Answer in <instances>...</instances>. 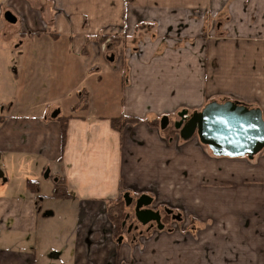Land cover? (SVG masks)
Instances as JSON below:
<instances>
[{
  "label": "crops",
  "instance_id": "crops-1",
  "mask_svg": "<svg viewBox=\"0 0 264 264\" xmlns=\"http://www.w3.org/2000/svg\"><path fill=\"white\" fill-rule=\"evenodd\" d=\"M79 69L117 76L118 114H64L90 106ZM19 76L43 94L20 110ZM228 100L264 117V0H0V264H264V151L215 157L158 125ZM125 195L180 220L121 239Z\"/></svg>",
  "mask_w": 264,
  "mask_h": 264
},
{
  "label": "water",
  "instance_id": "water-1",
  "mask_svg": "<svg viewBox=\"0 0 264 264\" xmlns=\"http://www.w3.org/2000/svg\"><path fill=\"white\" fill-rule=\"evenodd\" d=\"M6 19L16 22L11 13H7ZM179 118L175 129L179 131L180 137L187 141L197 136L200 143L208 147L215 157L253 160L264 151V117L258 108L230 100L213 101L202 111L191 115L184 111ZM167 125L165 118L162 121V129L165 130ZM129 204L127 201V205ZM136 212L143 225L156 220L157 214L151 211H141L139 207Z\"/></svg>",
  "mask_w": 264,
  "mask_h": 264
},
{
  "label": "rangeland",
  "instance_id": "rangeland-1",
  "mask_svg": "<svg viewBox=\"0 0 264 264\" xmlns=\"http://www.w3.org/2000/svg\"><path fill=\"white\" fill-rule=\"evenodd\" d=\"M38 39H35V41ZM39 41H42V43L45 45H53L52 44V39L50 38H45L41 39ZM34 56V55H33ZM47 60V59H46ZM79 71L82 73H79V79H78V84L80 86H84L85 89L87 87V90L85 91L87 94V97H90V106L87 109H82L76 111H68V104L70 105L71 103L66 102L64 106L65 112L64 114H92L95 116H103V117H110V116H115V114H118L120 111V106H121V93H120V80H118L117 76H113L105 74L101 75L99 77H95L94 79H90L89 77H84V70L79 69ZM19 84L17 87V93L14 96V102L16 105L19 106V110L24 106V104L28 103H36L34 101L37 100L38 94L42 93V87H31L30 89L25 86V81H23V76H19ZM99 80V83L96 84V81ZM22 81V82H21ZM85 81V82H84ZM21 83V85H20ZM63 83V82H62ZM82 83V84H81ZM50 86L52 87L50 90ZM62 89V92L66 91V87L60 88ZM58 90V86L55 85H48L46 86V92L44 93L45 97H50L52 95L56 94V91ZM89 92H92L91 95ZM43 94H41L39 97H42ZM68 99V97L66 98ZM72 101L74 100V96H71ZM69 101V99H68ZM67 107V109H66ZM190 115L192 113H189ZM178 114L176 117H166L167 119V131H165V136L167 138L168 142H173L175 139H179L180 141L183 139L180 137L179 131L175 129V123L180 120ZM159 127L162 129V122L158 123ZM162 131H164L162 129ZM197 137V136H194ZM212 154V153H211ZM124 211H127V209L123 206ZM161 214H164V209H160ZM175 217H171V219L167 222L168 224H171L175 219L180 220V214L179 213H172Z\"/></svg>",
  "mask_w": 264,
  "mask_h": 264
},
{
  "label": "flooded vegetation",
  "instance_id": "flooded-vegetation-1",
  "mask_svg": "<svg viewBox=\"0 0 264 264\" xmlns=\"http://www.w3.org/2000/svg\"><path fill=\"white\" fill-rule=\"evenodd\" d=\"M127 201L130 202L129 205H127ZM122 202L124 204V207L129 211H124L123 219L119 224V234L117 236L121 239H123L124 236L136 239L137 237L143 236V234L153 229L165 228V226L168 224L167 222L171 219V217L178 218L172 215V210L170 209H164L165 213L161 214V211L153 207L152 199L147 196L131 198L128 195L127 197L124 196L122 198ZM139 207L141 211H151L153 214H157L156 220L150 222L147 225H143L137 217L136 210Z\"/></svg>",
  "mask_w": 264,
  "mask_h": 264
},
{
  "label": "trees",
  "instance_id": "trees-1",
  "mask_svg": "<svg viewBox=\"0 0 264 264\" xmlns=\"http://www.w3.org/2000/svg\"><path fill=\"white\" fill-rule=\"evenodd\" d=\"M142 121V119L137 118V117H133V116H122L118 119H114L112 121V126L114 129L121 131L123 129V127H125L126 125H136L139 124ZM151 125H157V123H151ZM164 131H167V129H165ZM65 132H63V144L65 142ZM62 183L59 182L57 187H56V191H55V195L56 196H63L60 193L63 191L62 189ZM63 194V193H62ZM124 204L121 201L120 204L112 206L110 208V212H109V218L111 220V223L113 224V228L116 232V234H119V224L121 222V220L123 219L124 216V208H123Z\"/></svg>",
  "mask_w": 264,
  "mask_h": 264
}]
</instances>
